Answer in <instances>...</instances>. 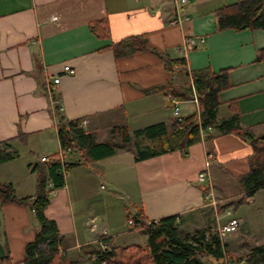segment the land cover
Here are the masks:
<instances>
[{"label":"crops","instance_id":"0c3cea01","mask_svg":"<svg viewBox=\"0 0 264 264\" xmlns=\"http://www.w3.org/2000/svg\"><path fill=\"white\" fill-rule=\"evenodd\" d=\"M237 1L188 0L180 11L181 22L170 24L175 17L170 0H0V143L9 140L8 151L17 154L0 164V183L11 184L21 199L37 194L41 175L45 183L50 180L40 158L59 150L58 117L62 122L87 118L84 129L96 143L118 141L114 129L120 127L130 136L159 122L168 130L174 119L172 92L158 88L172 83L173 89L183 91L192 86L189 74L199 69L227 71L229 86L217 96L216 121L236 115L244 131L264 134V28L217 26V12ZM103 18L109 23V38L91 30ZM132 35L144 36L151 49L115 57L110 43ZM188 35L196 43L181 51ZM161 55L184 59L187 71L167 70ZM65 65L74 73L65 72ZM54 76L59 82L49 93L47 84ZM175 98L182 118L196 113L199 119L193 91L189 99ZM200 135L201 141L187 147V155L176 150L135 161L133 147H124L89 161L77 150L66 153L65 162L74 165L67 169L65 185L56 188L55 196L47 195L44 210L63 237L65 257L79 259L80 248L102 236L116 245L123 232L107 210V197L116 195L109 191L107 197H98L102 178L150 221L178 214L182 226L205 227L197 222L210 200L197 175L207 172L221 192L219 188L249 172L252 147L247 139L219 134L214 126L200 129ZM34 215L27 203L0 204V254L13 264L23 261L25 246L34 240L39 225Z\"/></svg>","mask_w":264,"mask_h":264},{"label":"trees","instance_id":"16d2710c","mask_svg":"<svg viewBox=\"0 0 264 264\" xmlns=\"http://www.w3.org/2000/svg\"><path fill=\"white\" fill-rule=\"evenodd\" d=\"M245 24L252 27L264 28V0H238L235 4L217 12V26L240 27ZM91 30L96 36L109 38V23L106 18L95 21ZM115 57L131 56L137 52L150 50L147 39L142 35H132L110 43ZM162 56V55H161ZM165 67L169 71L180 68L186 72L184 59L171 60L162 56ZM262 54L257 55L261 59ZM192 86L183 91L160 86L158 89L172 92L174 96L189 99L192 91L197 95L199 102V119L196 113L181 118H174L168 125L164 122L135 130L130 136L123 127L116 128L119 135L118 141L96 143L92 134L78 126V120L62 122L58 117L57 134L61 146L73 147L87 160H99L115 154L118 148L134 149L135 161L144 160L176 150H183L187 155L188 146L201 141L200 129L214 126L219 134L235 133L249 141L252 154L249 158L250 170L240 182L243 185L245 195L253 196L258 190L264 188V134L255 136L244 131L239 124L236 115L226 120L216 121L219 107L218 94L229 86L227 71L221 70L213 73L208 69H199L189 74ZM112 130V131H114ZM22 134L19 133L18 136ZM210 135H206L209 138ZM9 140L0 143V164L13 159L17 154L8 151ZM73 163H66L68 169ZM62 165L60 162H52L47 165V175L55 188L65 185V180L59 173ZM37 194L32 198L17 199L11 184L0 183V204L9 201L27 203L38 221V229L34 240L25 246L24 259L17 264H264V243L253 245L248 251L239 254L229 252L227 243L221 242L219 236L213 230V226L195 228L189 232L181 228L180 215L162 217L156 221L148 220L141 210H136L132 216L133 224L130 231H137L147 236V246L137 244L125 246L114 245L111 238H101L95 244H87L80 248L79 259H70L63 253L62 240L56 222L47 218L44 210L49 199L45 191V179L39 177ZM243 200L245 198H242ZM225 205L219 206L222 211ZM177 218L179 221L177 222ZM237 226V225H236ZM107 245L105 251H101L99 245ZM94 255V257H91ZM227 261V262H226ZM0 264H12L9 257L0 254Z\"/></svg>","mask_w":264,"mask_h":264},{"label":"rangeland","instance_id":"374dc122","mask_svg":"<svg viewBox=\"0 0 264 264\" xmlns=\"http://www.w3.org/2000/svg\"><path fill=\"white\" fill-rule=\"evenodd\" d=\"M83 154L84 152L80 153V158ZM19 158L21 159V155ZM20 159H17V162H19ZM97 185V193L100 194L98 197L102 198L103 194L107 197L109 191H112L111 193L116 195L115 199H109V197L106 199L109 207L107 210H111V220H114L116 227L119 229L118 231H123L122 234L116 237L115 244L119 246L123 244H137L146 247L147 236L137 231L129 230L130 225L128 224V218L132 217L136 212L135 207L130 204L124 194L118 190H113L108 185L107 179H99ZM209 185L213 191L212 195L216 202L215 212L220 214L224 212L225 209H230L233 217L241 221L239 225L237 224V226L232 227L225 233L224 239L227 243V254L229 252L239 254L243 251H248L253 245L256 246L264 243V188L258 190L255 198H253V196L247 197L245 195L244 191H242L244 187L238 179H233L231 183L224 185L223 188H219L222 193L215 189L216 186L214 182H211ZM120 196H122V199ZM242 198L245 199L243 200ZM210 199L211 198H209V200ZM249 200L252 202H248ZM221 205H225V208L219 211V206ZM126 209H128L129 212H127ZM201 213L197 226H213V229L216 228V226L225 224V220H227L226 218L229 216H216L212 205L206 206ZM99 224L108 228L106 220L102 221L100 219ZM181 228L186 231H193L195 229H192V227L188 225H181ZM102 237L105 238V236ZM222 264L224 263L222 262Z\"/></svg>","mask_w":264,"mask_h":264},{"label":"built area","instance_id":"2783aa9c","mask_svg":"<svg viewBox=\"0 0 264 264\" xmlns=\"http://www.w3.org/2000/svg\"><path fill=\"white\" fill-rule=\"evenodd\" d=\"M188 0H170V2L172 3L173 5V9H174V19L170 20V24H178L181 22L182 18H181V15H180V11L182 9V7L184 6L185 3H187ZM198 41L201 43L203 42V38L199 37L198 38ZM196 43V39L193 37V36H190L188 35L187 37H185L183 39V42H182V46H181V51H183V48L186 46V45H194ZM179 49V50H180ZM65 72L69 73V74H73L74 73V69L71 68L70 66L68 65H65L64 66V69H63ZM59 82V77L58 76H54L52 78V82L47 84V91L49 93H52L53 91V86L54 84H57ZM176 97V96H175ZM172 94H169V98H170V102H171V107H172V115H173V118H177L178 121L181 120L182 116H181V113H180V102L177 98H175ZM192 101L194 102H197V97H196V94L193 92V98H192ZM88 125V119L87 118H81L78 120V126L79 127H82V128H86ZM211 128V127H209ZM202 132V131H201ZM203 133V132H202ZM76 149L73 148V147H69V146H59V150L57 153L51 155V156H43L40 158V161L42 163H46L47 165H49L50 163L52 162H60L62 167L59 171V173L61 174L62 178H66L67 176V168L65 166V154L66 153H70V152H75ZM196 182L197 184L199 185H205L206 188L204 189V195L205 197H209L211 198L210 201L208 202V205H212L214 207V214H216V216L218 215H229L225 220V224H223L222 226H216V228H214L213 230L216 232L217 236H219V238L221 239V242H224V238H225V233L230 230L232 227L236 226L238 224L237 220L233 217L232 215V212L230 211V209H225L224 212L222 213H216L215 212V209H216V202H215V199L213 198V195H212V189L209 185L210 181H209V176H208V173L203 171V172H200L198 175H197V179H196ZM45 190L47 192V195L48 196H55V191H56V188L53 186V183L52 181L48 180L46 183H45ZM248 202H252L251 200H249ZM219 220V219H217ZM177 221H179V219L177 218ZM93 224V223H92ZM128 224L131 226L133 224V219L131 217L128 218ZM94 225V224H93ZM103 234H106V231L103 230L102 231ZM100 247V250L103 252L107 249V245L106 244H103L101 243L99 245ZM91 257H94V255H91ZM227 262V261H226ZM13 264V263H12ZM238 264H242V261H240Z\"/></svg>","mask_w":264,"mask_h":264},{"label":"water","instance_id":"95a60500","mask_svg":"<svg viewBox=\"0 0 264 264\" xmlns=\"http://www.w3.org/2000/svg\"><path fill=\"white\" fill-rule=\"evenodd\" d=\"M241 27H245V25L243 24Z\"/></svg>","mask_w":264,"mask_h":264}]
</instances>
